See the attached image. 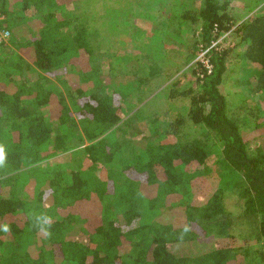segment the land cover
<instances>
[{
    "label": "trees",
    "instance_id": "16d2710c",
    "mask_svg": "<svg viewBox=\"0 0 264 264\" xmlns=\"http://www.w3.org/2000/svg\"><path fill=\"white\" fill-rule=\"evenodd\" d=\"M79 1L0 0V31L10 33L9 46L0 44V264H236L226 238L234 224L253 226L264 243V132L253 142L244 136L220 89L228 49L213 44L235 25L231 0H202L197 53L206 52L212 67L196 61L197 89L170 92L190 96L187 119L223 143L219 183L207 179L206 143L179 135L183 116L144 149L123 128L110 131L123 120L124 93L78 87L83 72L66 66L95 62L90 29L72 9ZM234 30L247 43L245 57L259 65L256 91L264 92V12ZM63 66L72 106L42 80ZM58 143L60 150L79 147L77 169L44 178L38 166L23 170ZM37 179L45 185L33 203L20 182ZM236 187L243 211L234 217L225 198Z\"/></svg>",
    "mask_w": 264,
    "mask_h": 264
},
{
    "label": "rangeland",
    "instance_id": "374dc122",
    "mask_svg": "<svg viewBox=\"0 0 264 264\" xmlns=\"http://www.w3.org/2000/svg\"><path fill=\"white\" fill-rule=\"evenodd\" d=\"M201 2L202 0H80L73 4L72 9L76 8L73 12L81 16L90 29L95 62L92 65L89 60L85 64L86 68L72 65L71 62L66 63V66H74L75 69L78 67L83 72L79 75L83 80L82 84L77 83L78 87L83 85L86 90L99 87V90L109 94H126L124 96L121 93L122 102L126 106L123 120L110 131L123 128L120 131L133 137V145L137 149H144L145 146H141L143 143L147 145L149 141L160 139L161 132L170 128V122L178 115L183 116L185 121L180 127L179 135L186 139L200 138L206 143L209 153L205 164L207 179L211 183H219V176L216 178L219 174L217 164L222 157L223 143L215 138L211 130L187 119L190 96L170 95L173 89L181 92L190 88L196 90V73L192 69L196 65L193 64L196 61L202 62L203 59L208 61L200 52L197 53L199 42L202 41L199 35L202 26L199 13ZM230 12L235 18V25L215 41V45L219 41L222 49H228L227 69L220 89L227 97L230 114L240 120L242 134L253 142V137L259 136L257 133L264 132V92L256 91L255 75L258 74L259 65L245 57L247 43L234 29L236 25L248 22L264 12V0H231ZM195 16L198 21L192 22V17ZM154 45L158 47L155 49ZM196 56L198 57L195 59ZM150 63L157 65L151 66ZM90 65L99 69L100 75L97 78L103 83L102 86L101 82L95 84L97 79L92 74ZM66 66L49 74L42 73V80L49 86L56 87L58 93H63L67 103L72 106V96L67 89L71 78L66 75ZM32 76L40 77L37 72ZM46 116L50 117V112L47 111ZM256 122L261 125L258 129L255 128ZM178 139L180 142L184 141ZM258 140H262V137H258ZM136 141L138 144H135ZM58 146L60 147L59 143L44 160L23 170L38 166L37 174L44 178L43 176L49 177L57 169L65 172L77 169L78 162L82 160L79 157V147L60 150ZM85 146L86 144H82L80 148L84 149ZM13 173L16 172L11 171L8 175ZM37 180L20 182L22 197L27 194L29 199L25 198L33 203L45 185L44 180ZM225 203L228 212L234 217L243 211L237 187L227 190ZM163 214L165 217L166 212ZM153 226L157 227L158 222H154ZM232 233V236L226 238L235 244V250L239 254L236 264H264L261 255L264 243L253 226L238 221L237 225L234 224ZM218 238L222 237H214ZM202 243L198 239L196 246L200 248Z\"/></svg>",
    "mask_w": 264,
    "mask_h": 264
},
{
    "label": "built area",
    "instance_id": "2783aa9c",
    "mask_svg": "<svg viewBox=\"0 0 264 264\" xmlns=\"http://www.w3.org/2000/svg\"><path fill=\"white\" fill-rule=\"evenodd\" d=\"M10 33L7 30H1L0 31V44H5L6 46H9V39H10ZM217 44V43H216ZM215 45V42L213 44V46ZM202 57H204L206 55V52L201 53ZM204 63L206 64V66L210 69L212 67V65L208 61H206L205 59H203Z\"/></svg>",
    "mask_w": 264,
    "mask_h": 264
}]
</instances>
